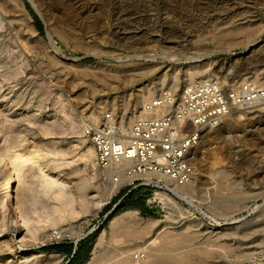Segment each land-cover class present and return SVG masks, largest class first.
Listing matches in <instances>:
<instances>
[{"label": "rangeland", "instance_id": "obj_1", "mask_svg": "<svg viewBox=\"0 0 264 264\" xmlns=\"http://www.w3.org/2000/svg\"><path fill=\"white\" fill-rule=\"evenodd\" d=\"M44 1L0 0V181L11 172L13 200L47 220L44 230L107 213L104 229L82 241L90 242L85 262L107 255L114 261L119 251L146 247L145 264H264V108L202 129L190 153L193 179L208 189L215 171L218 184L208 195L193 194L191 202L154 199L156 190L153 197L147 191L109 200L81 122L83 112L108 107L121 126L130 124L161 89L188 82L184 72L195 61L194 79L264 84V0H56L53 16ZM222 29L252 33L217 41ZM133 34L142 45L149 42L156 62L144 54L134 61L122 48ZM18 155L30 160L16 176L11 162ZM43 172L56 182L49 198ZM132 202L145 209L128 213L135 210L128 207ZM4 207L0 264L65 263L44 247L17 249L7 233H17L24 244L41 242L25 235L12 221L13 209ZM153 239L170 253L160 255Z\"/></svg>", "mask_w": 264, "mask_h": 264}, {"label": "built area", "instance_id": "obj_2", "mask_svg": "<svg viewBox=\"0 0 264 264\" xmlns=\"http://www.w3.org/2000/svg\"><path fill=\"white\" fill-rule=\"evenodd\" d=\"M264 106V85L235 82L228 77L193 79L180 88L168 86L148 100L130 124L121 126L106 107L101 113L83 112L86 136L95 153V169L109 200L155 190L174 196L170 185H184L195 175L190 153L204 127H214L233 112ZM168 181L169 183H166ZM165 205L164 201L161 202ZM107 213L97 212L64 227H53L41 243L24 244L9 232L19 250L70 243L74 247L104 229ZM5 233H0L2 237ZM39 244V245H38ZM146 247L133 250L129 260L81 264H142ZM66 262V261H65Z\"/></svg>", "mask_w": 264, "mask_h": 264}, {"label": "bare ground", "instance_id": "obj_3", "mask_svg": "<svg viewBox=\"0 0 264 264\" xmlns=\"http://www.w3.org/2000/svg\"><path fill=\"white\" fill-rule=\"evenodd\" d=\"M59 1V0H58ZM61 1V0H60ZM44 3H47L46 4V7L48 8V11H49V14H51L52 16H53V14H55V11H56V6H58L57 5V1L56 0H46V1H44ZM225 10V9H224ZM223 12V11H222ZM227 12H228V10H227ZM226 12V13H227ZM53 13V14H52ZM230 13V12H229ZM249 14V13H248ZM29 15V14H28ZM57 15V14H56ZM59 16V15H58ZM57 16V17H58ZM218 16V15H217ZM223 16H225L226 17V15H223ZM222 16V17H223ZM56 17V18H57ZM62 17V16H61ZM60 17V18H61ZM245 17V16H244ZM30 18V17H29ZM63 18V17H62ZM61 18V19H62ZM216 18V17H215ZM242 18V17H241ZM247 18V17H246ZM31 19V18H30ZM60 20V19H59ZM217 20V19H216ZM244 20V19H243ZM241 21V20H240ZM158 28V27H157ZM160 28V27H159ZM239 28H241V27H239ZM245 28V27H244ZM161 29V28H160ZM160 29L159 30H157V31H155L156 33L158 32V34H159V32H161L160 31ZM249 29V28H248ZM172 30V29H171ZM170 30V31H171ZM150 31H151V29H150ZM33 32V31H32ZM173 32H174V29H173ZM245 33L246 35L247 34H250V33H252L251 31H246V30H243V29H237V30H235L234 29V31L233 32H231V31H229V30H221V31H219L216 35H215V39L217 40V41H221V40H224L227 36L228 37H231L232 36V34H233V37L235 36V35H238V33ZM169 33V32H168ZM241 33V34H242ZM243 33V34H244ZM170 34V33H169ZM134 35V34H133ZM137 34H135L134 36H131L132 37V42L130 41V43H123V44H121V46H122V48L124 49V50H130V51H132L133 52V55L131 56L133 59L132 60H138V58L140 57V56H142L143 54V57H148V59H153L152 61H154V62H156L157 60H158V56L156 57L155 56V53H152V52H155V50H153V49H151L150 48V44H149V42L148 41H146L145 42V45H142V43L144 44V42L141 40V39H139V38H136L135 36H136ZM163 35H166V32L164 31L163 32ZM231 35V36H230ZM154 38V37H153ZM164 38H166V36L164 37ZM233 38L231 37V40H232ZM234 40V39H233ZM50 41V40H49ZM157 41H155V43H156ZM166 42H163V48H167L164 44H165ZM254 43V42H253ZM28 45V44H27ZM253 45V44H252ZM120 46V45H119ZM251 47V45H249L248 46V44L246 45V46H244V50L245 49H249ZM57 49V48H56ZM58 50V49H57ZM138 53H140V54H138ZM142 58V57H141ZM178 59V58H177ZM171 60H173V59H171ZM170 61V60H169ZM174 61V60H173ZM196 62V61H195ZM195 62H193L192 64H191V66H189L186 70H185V77H186V79L187 80H189V81H192L194 78H195V75H198V70L196 69V70H194L195 68H197V66H199V65H196L195 64ZM153 63V62H152ZM158 63V62H157ZM179 63V62H178ZM175 64H177L176 62H175ZM173 65H174V63H173ZM172 65V67H174ZM202 66V65H201ZM200 66V67H201ZM204 66V65H203ZM204 68V67H203ZM202 72V71H201ZM203 72H204V70H203ZM204 76H210V75H204ZM210 78V77H209ZM256 78H254V80H255ZM243 80H245L244 78H243ZM254 82H256V81H254ZM258 83H260V82H258ZM260 84H263V83H260ZM176 85H177V82H176ZM264 85V84H263ZM149 91H151V88H149ZM149 91H148V93H149ZM151 94V93H150ZM148 99V98H147ZM149 100V99H148ZM146 103V102H145ZM144 103V104H145ZM258 108H264V106H259V107H257L256 109H258ZM256 109H254V110H256ZM137 110H139V109H137ZM101 111H103V110H101ZM101 111L99 112V111H96L97 113H101ZM249 111H252V110H249ZM138 112V111H137ZM140 112V111H139ZM244 112H248V111H244ZM236 113H239V112H233V113H231V114H229V115H226V116H224V117H222L220 120H219V122L214 126V128H220V126H222V124H224L225 123V121L226 120H228L229 121V119L231 120V119H234L233 118V116L232 115H237L238 116V114H236ZM137 114V113H136ZM136 114H134V116L135 117H137L138 115H140L139 113H138V115H136ZM132 117V116H131ZM238 117H240V116H238ZM227 122V121H226ZM218 130V129H217ZM201 136V135H200ZM194 150H195V148H194ZM30 160V158H27V157H24V156H15L14 157V161L13 162H11V164H12V171H14L15 173H16V176H18V173H19V171L25 166V164H26V162L27 161H29ZM40 170H41V168H39ZM42 172V171H41ZM11 173V172H10ZM9 173V175L8 176H3L2 178H1V181H0V209L1 208H5L4 206H6V207H8L9 209L11 208V209H13V213L15 214V216H13V222L15 223V225H16V223H18V226L19 227H21V229L22 230H24L25 231V235L26 234H29L30 236H32L33 238H37L38 240H40V242H42L43 240H44V238H45V233L48 231V230H44V226L43 225H45L48 221L47 220H41L38 216L37 217H34V216H32V215H30V214H28L27 212H26V210H24L23 209V207H22V205L20 204V203H18L17 201H14L13 200V197H12V177H11V174ZM218 173L219 172H212L211 174H210V179L212 180V183H213V186L212 187H210V188H208V189H205V190H203L202 188H199L198 186H197V184L195 183V178L193 179H191L188 183H186V184H184V185H174V184H171L170 185V188H171V190H172V192H173V194H174V196H170L169 194H167L166 192H164V191H158V190H156L155 191V197H154V199L156 198V197H159L160 199L161 198H163V197H168V198H172V197H176V198H179V199H183L184 201H186V202H191V197H192V195L194 194V197H196V195H197V193H204L205 195H208V193L211 191V189L213 188L214 189V187H216L217 186V184H218ZM43 174H44V179H43V182H44V184H45V187H46V196L49 198V196L51 195V189H52V187L54 186V184L56 183L55 182V180H53L51 177H50V175L49 174H47V173H45V172H43ZM193 181H194V184H193ZM166 183H169L168 181H165ZM54 190V189H53ZM65 191V190H64ZM111 192V190H109V193ZM53 194V193H52ZM56 194V193H55ZM57 194H60L59 196H61V197H64L65 196V194H66V192L65 193H61V192H57ZM71 194V193H70ZM160 199H158L157 201L159 202L160 201ZM173 199V198H172ZM171 199V200H172ZM8 201H9V203H8ZM169 201V200H168ZM194 207H195V205H194ZM8 209V210H9ZM5 210H6V208H5ZM0 211H2V209L0 210ZM11 211V210H10ZM54 211V213L55 212H59V213H64V210H61V209H55V210H53ZM136 212V209L134 210H132V211H128V213H130V214H134ZM13 214V215H14ZM130 214H128L127 216H129ZM124 215H126V214H124ZM38 218V219H37ZM115 218H116V216L115 215H113L112 216V218H111V221H114L115 220ZM10 221V223H11V219H9ZM6 226V220H5V217H2V218H0V227H5ZM53 228V227H52ZM112 228L114 229V227L112 226ZM45 231V232H44ZM44 233L43 234V236H41V233ZM180 233V232H179ZM28 236V235H27ZM164 236V235H163ZM184 236V235H183ZM32 238V239H33ZM31 239V238H30ZM175 239V238H174ZM35 240V239H34ZM37 240V241H38ZM150 241V240H149ZM151 244H155V245H157L158 244V239H153V241L151 242ZM172 246V245H171ZM170 247H168V246H166V245H164V244H158V247H157V251L160 253V255H164V254H166L167 253V251L168 250H171V249H169ZM156 249V248H155ZM25 250V249H24ZM122 251V250H121ZM124 252V251H123ZM118 253V252H117ZM120 253V254H119ZM119 255L120 256H118V260H126V259H128V258H130L129 256V254H131V253H128V252H124L123 254H122V252H120L119 251ZM168 253H170V252H168ZM167 253V254H168ZM172 253H173V251H172ZM171 253V254H172ZM20 255V254H19ZM107 255V254H106ZM159 255V256H160ZM22 256V255H21ZM20 256V257H21ZM15 257H17L16 255L14 256V255H12L11 256V258L10 257H8L9 258V260H7L9 263H10V261H12L13 259L12 258H15ZM100 257V256H99ZM149 257V256H148ZM147 257V258H148ZM161 257V256H160ZM7 258V259H8ZM146 258V259H147ZM110 259V257L107 255V256H104V257H101V258H97L96 260H97V262H104V261H108ZM146 259H144V261L146 260ZM1 261V260H0ZM143 261V262H144ZM159 261V260H158ZM91 261H87L86 263H90ZM147 262V261H146ZM159 262H161V261H159ZM143 264H145V262L143 263Z\"/></svg>", "mask_w": 264, "mask_h": 264}, {"label": "trees", "instance_id": "obj_4", "mask_svg": "<svg viewBox=\"0 0 264 264\" xmlns=\"http://www.w3.org/2000/svg\"><path fill=\"white\" fill-rule=\"evenodd\" d=\"M141 206L142 205L140 204V202H132V203H129L128 207L139 209ZM60 244H66V243H60ZM89 244H90V242L88 244L82 245V242H80L76 245V247H74L71 244L72 247H71L70 252L68 253V260H66V262L64 264H72L76 258H80V261L78 263V264H80L82 258L89 253V250L87 248V245H89ZM81 246H82V248H81ZM44 248H47V246H44Z\"/></svg>", "mask_w": 264, "mask_h": 264}, {"label": "crops", "instance_id": "obj_5", "mask_svg": "<svg viewBox=\"0 0 264 264\" xmlns=\"http://www.w3.org/2000/svg\"><path fill=\"white\" fill-rule=\"evenodd\" d=\"M128 201V199H126ZM142 209H145V207L141 206L139 209H137L138 211H141ZM71 244H54V245H47V249L49 251L54 252L55 254H59V255H63L64 257H66V260H68V253L71 250ZM82 248V246H81ZM90 253V252H89ZM89 253L87 255H85L82 260L81 263L84 262L87 257L89 256ZM80 263V264H81Z\"/></svg>", "mask_w": 264, "mask_h": 264}, {"label": "water", "instance_id": "obj_6", "mask_svg": "<svg viewBox=\"0 0 264 264\" xmlns=\"http://www.w3.org/2000/svg\"><path fill=\"white\" fill-rule=\"evenodd\" d=\"M245 50H247V49H245ZM244 49H242V51H245ZM238 52V51H237ZM228 53H230V54H235L236 53V51H228ZM240 56H244V54L243 53H241L240 54Z\"/></svg>", "mask_w": 264, "mask_h": 264}]
</instances>
